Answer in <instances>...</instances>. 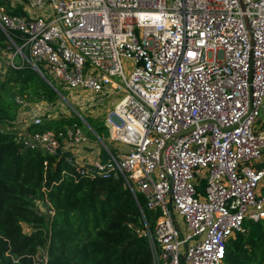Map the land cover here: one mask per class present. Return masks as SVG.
Listing matches in <instances>:
<instances>
[{
  "label": "built area",
  "instance_id": "built-area-1",
  "mask_svg": "<svg viewBox=\"0 0 264 264\" xmlns=\"http://www.w3.org/2000/svg\"><path fill=\"white\" fill-rule=\"evenodd\" d=\"M25 2L49 12L0 7L9 64L28 63L59 93L52 79L117 96L105 125L118 145L98 136L107 158L80 162L83 130L30 132L44 118L32 112L15 120L18 138L53 155L69 150L93 176L121 175L160 210L146 231L154 264H225L229 239L246 220H264V0Z\"/></svg>",
  "mask_w": 264,
  "mask_h": 264
},
{
  "label": "trees",
  "instance_id": "trees-1",
  "mask_svg": "<svg viewBox=\"0 0 264 264\" xmlns=\"http://www.w3.org/2000/svg\"><path fill=\"white\" fill-rule=\"evenodd\" d=\"M5 3L0 7L10 14H26L23 4ZM7 43L0 30V48ZM62 94L28 63L0 69V264H154L146 231L156 227L160 210L149 208L141 194L137 200L121 175L93 176L89 165L68 159L75 160L69 150L53 155L18 138L19 99L54 103ZM85 118L98 136H109L104 121ZM73 127L82 128L83 120L62 113L31 123L28 131ZM244 226L229 239L225 264H264V220L248 219ZM41 251L47 261L38 259Z\"/></svg>",
  "mask_w": 264,
  "mask_h": 264
},
{
  "label": "rangeland",
  "instance_id": "rangeland-1",
  "mask_svg": "<svg viewBox=\"0 0 264 264\" xmlns=\"http://www.w3.org/2000/svg\"><path fill=\"white\" fill-rule=\"evenodd\" d=\"M8 2H12L15 0H6ZM14 53V49L11 44L7 43L6 48H0V69H4L6 65L9 64L10 58ZM21 61L20 57L16 58V61ZM125 71L129 75L130 70L133 67L132 63L128 60H124ZM53 78V77H52ZM56 86L62 90L63 94L61 95V100L50 103L45 100H36L32 102H26L22 99L19 101L23 104L20 109V116L27 117L31 112L40 116H57L62 113H66L70 115L71 113H76L83 120V127L81 128L88 138V143L86 146L90 145L91 147L86 148V146H81L79 148L95 150L94 152L100 151L103 153L104 147L98 138V135L95 133V129L86 121V116H90L91 118L97 119L99 122H105V117L107 113L113 109L114 104L119 99L117 96L113 97H103L101 95H96L95 93L88 90H72L67 89L65 85L57 82L55 79H52ZM261 122H263L264 126V109L261 115ZM92 133L94 136H92ZM100 137V136H99ZM101 138V137H100ZM104 142H106L113 150L117 146V142H112L109 136H105V138H101ZM85 160V159H83ZM259 166H264V162L258 164ZM38 205L45 210V205L40 201ZM184 228H186V224L183 219H179ZM25 229H28L27 227Z\"/></svg>",
  "mask_w": 264,
  "mask_h": 264
},
{
  "label": "crops",
  "instance_id": "crops-1",
  "mask_svg": "<svg viewBox=\"0 0 264 264\" xmlns=\"http://www.w3.org/2000/svg\"><path fill=\"white\" fill-rule=\"evenodd\" d=\"M11 4L14 5V6L16 4H23V6L25 8V11H26V14H28V15H41V14H43L45 12H49V8L48 7L31 8V7H29V5L24 0L23 1L22 0H15V1H12ZM88 147L90 148L91 146L90 145L86 146V148H88ZM88 150L89 149L77 148V149L74 150V155H75V157L77 158L78 161L83 162L85 160L93 158L94 156H96L99 153V151L98 152H94L95 151L94 149L90 150V151H88ZM83 159H85V160H83Z\"/></svg>",
  "mask_w": 264,
  "mask_h": 264
},
{
  "label": "water",
  "instance_id": "water-1",
  "mask_svg": "<svg viewBox=\"0 0 264 264\" xmlns=\"http://www.w3.org/2000/svg\"><path fill=\"white\" fill-rule=\"evenodd\" d=\"M24 1H26V0H24ZM45 79V78H44ZM46 80V79H45ZM49 84H51L48 80H46ZM34 210L35 211H38V209L37 208H34Z\"/></svg>",
  "mask_w": 264,
  "mask_h": 264
}]
</instances>
